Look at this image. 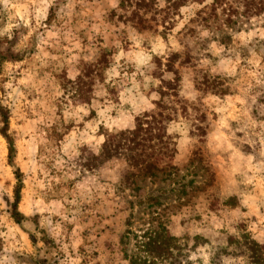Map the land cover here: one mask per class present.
<instances>
[{
    "label": "clouds",
    "instance_id": "clouds-1",
    "mask_svg": "<svg viewBox=\"0 0 264 264\" xmlns=\"http://www.w3.org/2000/svg\"><path fill=\"white\" fill-rule=\"evenodd\" d=\"M0 264H264V0H0Z\"/></svg>",
    "mask_w": 264,
    "mask_h": 264
}]
</instances>
